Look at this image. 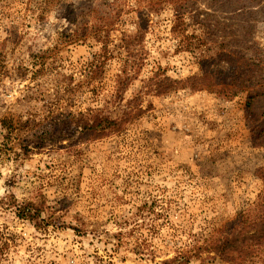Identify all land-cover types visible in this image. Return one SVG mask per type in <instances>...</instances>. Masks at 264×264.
<instances>
[{
	"label": "rangeland",
	"instance_id": "1",
	"mask_svg": "<svg viewBox=\"0 0 264 264\" xmlns=\"http://www.w3.org/2000/svg\"><path fill=\"white\" fill-rule=\"evenodd\" d=\"M261 85L264 0H0V264H264Z\"/></svg>",
	"mask_w": 264,
	"mask_h": 264
},
{
	"label": "trees",
	"instance_id": "2",
	"mask_svg": "<svg viewBox=\"0 0 264 264\" xmlns=\"http://www.w3.org/2000/svg\"><path fill=\"white\" fill-rule=\"evenodd\" d=\"M228 59H230V58H228ZM231 60H233V59H231ZM230 61V60H229ZM228 61V62H229ZM236 61H237V63L236 64H238L239 65V63H241V61H242V59H236ZM234 61H230L229 63L230 64H232ZM214 75V73L213 72H211V70L209 69V70H207L206 71V79H209V78H211V76H213ZM224 75H226V71H220L218 74H217V76L218 77H222V76H224ZM243 86L244 85H246V84H242ZM252 87V88H251ZM250 88H251V90H253V86H251ZM260 87H264V85H261ZM257 94H259V93H256V94H253L252 93V95L250 96V102H251V100L254 98V96H255V98L257 97L256 95ZM249 102V103H250ZM249 103H248V105H249ZM251 107V106H250ZM111 125H114V123L113 122H111V121H109V120H103V123L101 124V125H99V126H101V132L102 131H104V130H106L108 127H110ZM252 131H253V134H254V136L255 137H257V138H262V137H264V115H262V119L261 120H258V121H256L255 122V124L253 125V127H252ZM260 207L263 209L264 208V201H262V205H260ZM264 211V210H263ZM26 213L27 214H25V212H22V211H20V213H19V216L20 217H28V211H26ZM259 225H260V228L256 231V233H254V238L255 239H257V241H259L260 243H264V214H262L260 217H259ZM259 243V244H260ZM233 246V243H231L230 241H227V242H225L224 243V245H222V246H220L219 247V249L221 250V252H222V254L221 255H224V256H226V255H228L230 252V250H231V247ZM235 246H236V244H235Z\"/></svg>",
	"mask_w": 264,
	"mask_h": 264
}]
</instances>
